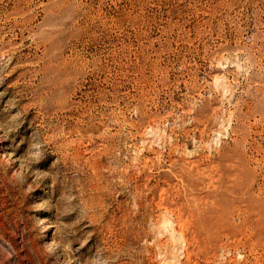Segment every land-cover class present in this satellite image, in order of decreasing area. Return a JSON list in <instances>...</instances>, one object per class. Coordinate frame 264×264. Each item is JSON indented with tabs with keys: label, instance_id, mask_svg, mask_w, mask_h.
<instances>
[{
	"label": "rangeland",
	"instance_id": "obj_1",
	"mask_svg": "<svg viewBox=\"0 0 264 264\" xmlns=\"http://www.w3.org/2000/svg\"><path fill=\"white\" fill-rule=\"evenodd\" d=\"M0 264H264V0H0Z\"/></svg>",
	"mask_w": 264,
	"mask_h": 264
}]
</instances>
